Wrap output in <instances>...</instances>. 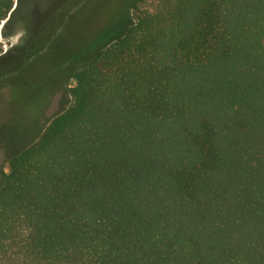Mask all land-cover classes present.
Wrapping results in <instances>:
<instances>
[{
  "label": "trees",
  "instance_id": "obj_1",
  "mask_svg": "<svg viewBox=\"0 0 264 264\" xmlns=\"http://www.w3.org/2000/svg\"><path fill=\"white\" fill-rule=\"evenodd\" d=\"M73 79L1 175L0 264H264V0H138Z\"/></svg>",
  "mask_w": 264,
  "mask_h": 264
},
{
  "label": "rangeland",
  "instance_id": "obj_2",
  "mask_svg": "<svg viewBox=\"0 0 264 264\" xmlns=\"http://www.w3.org/2000/svg\"><path fill=\"white\" fill-rule=\"evenodd\" d=\"M138 0H16L0 25V178L69 108L75 72L121 38Z\"/></svg>",
  "mask_w": 264,
  "mask_h": 264
}]
</instances>
